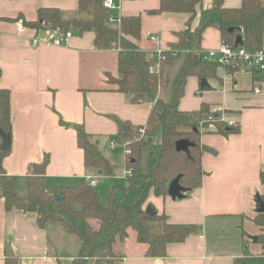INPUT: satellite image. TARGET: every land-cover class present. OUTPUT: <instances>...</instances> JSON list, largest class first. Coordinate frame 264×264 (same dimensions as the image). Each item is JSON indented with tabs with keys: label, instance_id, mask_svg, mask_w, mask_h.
Listing matches in <instances>:
<instances>
[{
	"label": "crops",
	"instance_id": "1",
	"mask_svg": "<svg viewBox=\"0 0 264 264\" xmlns=\"http://www.w3.org/2000/svg\"><path fill=\"white\" fill-rule=\"evenodd\" d=\"M242 1L223 0V7L238 8ZM259 1L264 6V0ZM213 3L201 0L191 31L204 18L216 17ZM159 5L160 0H129L118 11L122 19L140 16V38L134 42L150 55L154 72L153 51L165 52L177 44L178 33L189 28L190 19L184 13L148 14ZM39 9H56L66 21L79 16L78 0H0V90L9 93L11 122L9 153L2 166L20 197L26 196L31 165L45 158L44 181L51 191L59 193L85 177L97 185L95 176L100 174L85 167L77 128L109 160L104 150L115 148L111 142L123 144L122 130L111 117L122 123V129L127 123L136 130L145 126L152 107L134 103L131 95L117 91L109 79L120 78L118 49H97L92 31L79 34L70 26L72 36L66 46H49L45 44L49 30L23 25L35 22ZM34 38L40 44L34 46ZM220 44L218 29L210 26L202 33L198 50L216 49ZM258 79L264 80V73L222 67L204 79L203 86L196 76L186 79L178 110L190 113L203 107L226 134L218 132L216 124L200 129L203 151L198 188L175 200L150 192L146 204L164 214L167 223L193 225L196 232L180 243L167 244L165 256L154 258L148 256V246L137 241L136 232L128 229L126 238L113 246L117 259L112 264H233L237 258L262 253L257 237L263 230L254 222L259 213L257 198H264V92L251 91ZM168 92V85L162 84L159 96L166 100ZM159 140L156 135L155 141ZM92 226L98 228L96 223ZM80 247V240L58 222L39 227L36 214L6 210L0 186V264L6 256L15 257L18 264H72Z\"/></svg>",
	"mask_w": 264,
	"mask_h": 264
},
{
	"label": "trees",
	"instance_id": "2",
	"mask_svg": "<svg viewBox=\"0 0 264 264\" xmlns=\"http://www.w3.org/2000/svg\"><path fill=\"white\" fill-rule=\"evenodd\" d=\"M103 0H78L77 18L63 20L56 9H39L37 20L23 25L37 30L59 29L68 32L73 27L79 34L92 31L94 45L99 50L118 49L119 79L109 80L117 85V91L132 96L134 103H151L152 107L145 124V133L137 136L136 130L124 124L120 133L123 142H128L130 156L125 165L131 169L126 178L123 195L109 196L107 206L100 203L93 187L79 180L75 186L59 191L62 202L53 199L55 192L45 184L44 171L47 158L40 164L30 167L26 179V196L20 197L15 190L13 179L5 177L3 159L9 153L0 150V186L6 210L17 209L36 214V222L43 227L50 222H58L64 229L75 235L81 242L79 255L72 264H112L117 256L113 252L116 241L126 238L128 229L136 232L137 241L148 246V256H165V248L170 243H180L196 232L193 225L170 224L164 214H146L143 205L148 194L161 197L167 195L170 181L179 176V184L194 190L201 185L202 169L200 163L203 151L199 142L200 129L216 124L218 132L226 134L218 121L207 122L205 109L196 112H181L178 102L183 95L186 79L196 76L200 81L214 76L218 67L215 63L205 62L195 53L199 49L202 33L207 27L215 26L221 43L235 47L236 37H241L240 47L247 51L263 49L264 45V6L259 0H243L238 8H224L223 0H214L212 12L214 19L207 17L191 31L190 25L201 0H160L159 8L148 14L184 13L189 14L188 29L178 33L179 41L157 60V72L150 63V55L139 50L134 41L140 38V16L125 17L118 26L108 23V12L102 6ZM172 51H176L173 54ZM169 87L168 98L159 96L162 84ZM0 131L11 139L9 93L0 90ZM236 131V129H233ZM159 135V142L155 136ZM186 140L187 152L177 151L176 143ZM78 146L84 152V165L100 175L111 176L114 165L106 159L97 146L89 141L82 128H77ZM114 189V187H113ZM263 230L257 237L262 253L258 256L237 258L233 264H264V213L254 219ZM92 223L98 228L94 229ZM161 223L162 231L153 234L150 226ZM4 264H18L13 256H6Z\"/></svg>",
	"mask_w": 264,
	"mask_h": 264
},
{
	"label": "built area",
	"instance_id": "3",
	"mask_svg": "<svg viewBox=\"0 0 264 264\" xmlns=\"http://www.w3.org/2000/svg\"><path fill=\"white\" fill-rule=\"evenodd\" d=\"M129 0H103L102 6L108 12L107 21L110 24L116 25L119 27L122 18L118 14L121 4ZM72 33L70 31L64 32L59 29L49 30L47 33V40L45 41L46 45L49 46H66L69 39L71 38ZM149 39L153 42H157V39L154 36H150ZM32 44L34 46L40 44L38 38L32 39ZM169 51V50H168ZM166 52V51H165ZM173 54L176 51H172ZM195 53L199 54L203 61L215 63L218 67H222L229 71L242 72V73H252L260 74L264 73V48L251 52L247 51L240 46L231 47L225 44H220L218 48L200 51L195 50ZM164 51L157 48L153 51V55L157 60L162 58ZM252 93L260 94L264 92V80H256L252 89ZM207 122H214L216 118L209 116L206 119ZM229 127L234 126L232 123H229ZM145 133V127H139L136 130V134L139 137H142ZM111 146H115V142H111ZM123 150L126 156H130L131 149L128 146V142L122 144ZM131 175V169L125 171V178ZM84 182L90 186L94 187L96 181L90 177H85Z\"/></svg>",
	"mask_w": 264,
	"mask_h": 264
},
{
	"label": "rangeland",
	"instance_id": "4",
	"mask_svg": "<svg viewBox=\"0 0 264 264\" xmlns=\"http://www.w3.org/2000/svg\"><path fill=\"white\" fill-rule=\"evenodd\" d=\"M115 145L116 146L113 149H110L108 146V148L104 150V154L107 155L110 160V163L114 165L112 177L107 175L95 176V178L97 179V185L96 187H93V190L98 195L100 203L103 206L108 205L109 196L111 193H113V196L115 198H119L123 195L122 190L126 187V155L119 141L116 140ZM147 205L148 204H146L145 202V204L143 205V209H145ZM150 230L153 234H159L162 231V224L153 223L150 226Z\"/></svg>",
	"mask_w": 264,
	"mask_h": 264
},
{
	"label": "water",
	"instance_id": "5",
	"mask_svg": "<svg viewBox=\"0 0 264 264\" xmlns=\"http://www.w3.org/2000/svg\"><path fill=\"white\" fill-rule=\"evenodd\" d=\"M234 44H235V47L240 46L241 45V37H239V36L236 37ZM200 83H201V86H203L205 84V81L201 80ZM111 119L118 125V127L121 131L122 130V123L115 117H111ZM0 138H1L0 150L6 151L10 146V140L1 131H0ZM175 146H176L177 151L187 152V148L189 146V143L186 140H181V141H178ZM179 180H180V177L177 176L172 181H170V183L168 184L167 195L172 200L182 199V198H184L185 194L188 192L187 189L183 188L179 184ZM53 199H54L55 203H57V204L62 202V197L59 193H54ZM257 203H258V212L264 213V198L263 199L257 198ZM145 212L149 216H151L155 213L154 210L149 205L146 207ZM254 240H256V238Z\"/></svg>",
	"mask_w": 264,
	"mask_h": 264
}]
</instances>
